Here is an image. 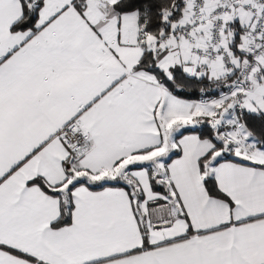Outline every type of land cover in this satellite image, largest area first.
I'll list each match as a JSON object with an SVG mask.
<instances>
[{
    "label": "snow or ice",
    "instance_id": "1",
    "mask_svg": "<svg viewBox=\"0 0 264 264\" xmlns=\"http://www.w3.org/2000/svg\"><path fill=\"white\" fill-rule=\"evenodd\" d=\"M0 264H264V0H0Z\"/></svg>",
    "mask_w": 264,
    "mask_h": 264
}]
</instances>
